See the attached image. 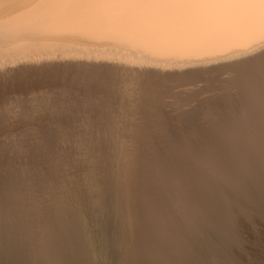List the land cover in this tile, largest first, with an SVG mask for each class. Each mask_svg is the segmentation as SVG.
Returning a JSON list of instances; mask_svg holds the SVG:
<instances>
[{"label":"bare ground","instance_id":"obj_1","mask_svg":"<svg viewBox=\"0 0 264 264\" xmlns=\"http://www.w3.org/2000/svg\"><path fill=\"white\" fill-rule=\"evenodd\" d=\"M79 201L110 264L234 263L264 215V0H0V264H96Z\"/></svg>","mask_w":264,"mask_h":264},{"label":"rangeland","instance_id":"obj_2","mask_svg":"<svg viewBox=\"0 0 264 264\" xmlns=\"http://www.w3.org/2000/svg\"><path fill=\"white\" fill-rule=\"evenodd\" d=\"M79 202H80V204H82V202H83L82 205L84 206V208L88 212L90 211V214L89 213L88 214H89V216L91 218L90 219V226L92 225L91 228L93 229L91 231L92 234L90 235V238H92V239H90V240L91 241H94L93 244L96 243V245L95 244L94 245L91 244V245H92L93 249L96 247L97 251H99V252H97L96 249H94V252L96 254V260H97V261L95 260L96 261L95 263L96 264H99V263L100 264H110L109 263L110 261L107 260V257H106V254H105V249L103 248L104 247V243H103V238L102 237L103 236L105 237V234H106V236L108 235V237L113 236V225L111 224V221H110V219L108 217H105L104 215L101 214V209L99 210V207L98 206L95 205L96 208L91 209L90 206H87L88 204L86 205V202L85 201H79ZM253 212H252L251 217L255 216L257 219H255V217H254V219H251V218L249 219V220H251L250 222H249L248 219H247L248 222H245L247 220H242V218H241L240 221H239V223H238V224H240V223L242 224V222H243V224L242 225L240 224V226L238 225L239 227L237 228V230H238L237 232H238V235H239V241H238L237 244H241V245H237L238 248H237L236 245H235V247L233 246V248L231 247V250L228 252L229 254L227 253V257L228 256L230 257L231 255H233V257H230L231 258L230 261L231 262L234 261V263L236 262L235 264H264V217H262L264 215L261 214V216H260V213L258 212V210L257 211L255 210ZM95 214H96V216H95ZM257 215H259L258 217L260 219L257 217ZM102 216H104V217H102ZM102 218H103V221H102ZM253 220H255V221H253ZM98 221L100 222V225H99ZM251 223H253V224H251ZM95 226L97 228L94 229ZM96 229H99V230H96ZM239 229H240V231H239ZM102 231L104 232V235L101 234V233H103ZM99 232H100L101 236H99L100 235ZM240 233H243V235L240 234ZM240 235H242V236H240ZM94 236H95V238H94ZM100 237H101L102 240L100 239ZM240 237H242V239ZM93 239H95L97 241H95ZM91 241H90V243H92ZM242 241H243V243H242ZM101 244H102V247H101ZM98 249H100V250H98ZM224 250H226V249L223 248V251ZM232 250H234L235 253ZM226 252H227V250H226ZM97 253L100 254L99 257L102 260L99 259V258H97V256H98ZM104 257H105V259H104ZM227 259H229V258H227Z\"/></svg>","mask_w":264,"mask_h":264}]
</instances>
